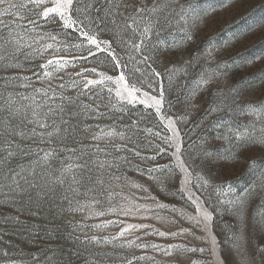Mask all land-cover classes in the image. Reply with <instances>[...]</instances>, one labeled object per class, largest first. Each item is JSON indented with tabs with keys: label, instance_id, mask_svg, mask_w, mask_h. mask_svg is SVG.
<instances>
[{
	"label": "rangeland",
	"instance_id": "374dc122",
	"mask_svg": "<svg viewBox=\"0 0 264 264\" xmlns=\"http://www.w3.org/2000/svg\"><path fill=\"white\" fill-rule=\"evenodd\" d=\"M10 2L19 5L25 0ZM119 2L124 15H116L113 24V17L105 18L106 0H94L91 27L100 41H110L120 63L127 65L123 69L106 52L87 60L74 59L87 56V51L74 47L80 43L79 33L65 28L59 17L57 22L45 21L38 15L41 9L19 7L4 14L7 5H0L4 22L0 38L7 39L11 33L18 41L7 46L12 53L8 59L15 66L0 62V98L13 94V108H19L20 116L11 119L12 130L24 133L23 139L9 137L19 147L14 148L16 155L8 167L16 172L22 169V175L40 185L32 188L21 181L20 188L9 190L6 170L0 173V264H213V247L222 264H264V112L249 111L251 106L264 105V83L247 86L254 74L264 70V59L224 69L237 57L264 52V24L246 30L249 23L264 16V0H223L228 4L223 8L222 0H210L217 11L206 25H200L192 41L177 43L183 33L174 28L160 34L163 44L153 35L147 54L159 77L137 63L142 57L128 44L139 37L126 26L125 16L130 18L133 9L123 5L140 0ZM176 11H180L179 4ZM144 23L133 24L136 32ZM206 38L217 49L211 56L206 54ZM88 47L95 51L94 46ZM132 56L135 59L130 60ZM61 58L71 63L61 70L47 66L48 60ZM91 68L113 78L123 70L129 84L140 88L137 99L132 103L121 99L116 95L118 86L111 82L92 86L81 95L85 78L99 79L96 73L83 71ZM202 76L212 80L197 87ZM73 81L79 82L77 87ZM233 87L240 89L238 96L229 94ZM17 93L29 100H21ZM143 93L157 99L163 93L159 112L139 102L145 99ZM61 94L72 102H62ZM54 95L48 105L63 103L68 124L61 125L58 135L33 136L34 125L21 123L26 114L31 118V109L24 106L34 96L43 103ZM82 104L96 111H88L85 118ZM54 119L60 123L59 116ZM85 125L92 126L91 131ZM93 132L101 138L92 140ZM237 132H247L251 142H237ZM89 145L93 147L82 153V146ZM45 152L54 153L50 167L42 162L37 165ZM245 157L255 158V172L247 170ZM86 160L88 169L64 167ZM33 169L35 177L30 175ZM242 194L243 204L239 203ZM198 207L207 210L209 221L203 220ZM125 229L124 236H118ZM92 236L99 243L92 242Z\"/></svg>",
	"mask_w": 264,
	"mask_h": 264
},
{
	"label": "snow or ice",
	"instance_id": "6c2138e0",
	"mask_svg": "<svg viewBox=\"0 0 264 264\" xmlns=\"http://www.w3.org/2000/svg\"><path fill=\"white\" fill-rule=\"evenodd\" d=\"M109 7L105 10V18L108 16L113 17V24L116 23L115 17L116 15H124L123 12H120L121 4L119 0H106ZM179 4L180 11H176V7ZM0 5H7L3 9L4 14H10L8 12V9L10 8H28L30 11L32 8L35 9H41V11L38 12V15L45 19V21L51 20L53 22H57L56 18L59 17V21L63 22V26L65 28L67 27H73L74 31H77L79 33L80 37V43L74 45V47L81 49L82 51H87V56L81 55L80 57H76L74 59H82L87 60L89 57L95 58L97 53L106 52L108 56L112 58L113 61L116 62V67L120 68H126L127 65H122L120 63L121 58L117 56L115 51L112 49L110 41H100L98 37L94 34L93 29L91 25L93 24V19L91 18V9L95 6L94 0L90 3H84L83 0H25L22 4H14L11 3L10 0H0ZM31 6V8H30ZM220 6L227 7L228 4L221 2ZM123 7L125 9L132 8V14L131 17L125 16V19L129 22L127 23L128 28H133L134 33L139 37V40L135 43L132 41H128V44L130 45L131 49L134 50L135 54L141 56L142 58L137 60V63H142L147 66L148 69L151 70V75H154L156 77H159L161 74L159 72H156L155 69L152 67V64L149 63L150 60H152V56L149 53V43L151 41V37L155 35L157 37V42L163 44L164 41L160 39V34L170 28H174L176 31H179L183 33V36L181 37V41L177 43H182L184 41H192L195 38L196 33H198L201 28L200 25H206L207 20L210 19L217 11V8L213 6V3L210 2V0H185V3H179V0H152L151 4H148L145 2V0H140L139 4H124ZM99 11V9H97ZM83 16L84 19H81L80 17ZM19 19H26V17L20 16ZM141 21H144V26L139 30V32H136V29L133 27V24L139 25ZM3 21H0V24H3ZM29 23H32L35 25V21L29 20ZM264 24V16L258 18V20H254L252 23H249L247 25L246 30H251L256 24ZM171 34V33H169ZM53 40L56 39L55 36L51 37ZM209 39V38H206ZM18 41L15 37L9 33V37L7 39L0 38V62L7 63L8 66H15L12 65L9 61V56L12 55V53H9L7 51V46L9 44H17ZM103 45V47H102ZM88 46H94L95 51H93V47ZM155 47V45H152ZM48 48H51L52 45H47ZM217 50L215 48V45L210 41L208 43V49L206 54L208 56H211L213 54V51ZM16 52H19L20 49L16 48ZM131 59H135V56L130 57ZM264 59V52H261L259 54H256L254 57L244 58V57H237L235 60H233L230 64H225L224 69L225 71L228 70V68H239L242 66L243 63L247 64H253L255 61ZM236 60H240V63H237ZM71 61L61 59H52L47 61V66L56 65V70H61L65 66H67ZM41 67H46L45 65H42ZM176 69H171L170 71H175ZM84 72L91 71L93 73H96L99 76V79H87L85 78L83 83V89L81 91V95L86 94L83 90L91 91L92 86L96 85H104L105 82H111L116 84L118 87L116 89V95L120 97L121 99H127L129 103H132L134 100L137 99L136 93L140 92V88L136 86V84H129L128 80H126L125 72L122 70L121 74L117 78H113L112 76L105 75L104 73L97 72L96 68L91 69H84ZM136 71L142 72L140 68H137ZM45 75H48L46 72ZM76 76H81L82 73H76ZM13 79V78H9ZM212 77H208L205 79L203 76L201 79L197 82V87H201L204 85H207L211 82ZM256 82L264 83V70H261L258 74H254L252 80L247 81L248 87H253ZM77 81H73V87L78 86ZM24 86V85H21ZM60 88H64V85L61 84ZM40 90H36V92H39ZM229 94L231 95H239L240 89L238 87L230 88ZM109 92H111V88H109ZM126 94V95H125ZM16 95L20 96L21 100H29L28 96H25L22 93H17ZM46 95V93H45ZM221 95H224L222 92ZM143 96L145 99L140 100L139 102L145 103L148 106L155 107L157 112H159V108L161 106L162 100H163V93H161V97L157 99L155 96H148L147 93H143ZM55 99V95L53 97H49L44 100L43 103H38L36 101L35 96L31 98V103L25 105V109H31V118L28 117L26 114L23 119L21 120V123H27V124H33L34 127L32 129V135H39L41 137L47 136L52 137L54 134L58 135L61 131V125H67L68 120L64 119V106L63 103H61L58 106H49L48 100ZM61 101H67L71 103V98L65 97L61 94L60 97ZM91 99V96L89 97ZM150 102V103H149ZM15 103L13 99V94L8 93L7 97L0 98V138H3L2 141H0V173H4L6 170V174L4 175V179L9 180L10 183L7 185L9 190H12L13 186L15 188H20L21 181L25 183H29L30 187L32 188H39L40 185L37 183L35 179H32L29 181V178L27 176L22 175L23 170L21 169L20 172H16L15 170L8 167L10 164L12 158L16 155V152L14 151V148L19 147L18 145H15L14 142L9 139V137L15 135L19 136L21 139L24 138L23 131H13L12 125H11V119L12 118H19L20 116V110L19 108H13V104ZM45 107H47V111H44ZM99 107V106H97ZM82 110L85 111V118L87 117L88 111H96V109H93L91 105L82 104ZM215 110V109H214ZM249 111L252 113L259 114L260 112H264V105L262 106H251L249 108ZM4 113H7V115H3ZM43 113V114H41ZM56 116L60 117V123H57L54 119ZM52 117L53 119L50 121L49 118ZM169 123L171 124V119L169 120ZM55 124V128L52 129V131H48L49 128H52V125ZM133 124H136V121H133ZM85 128L89 131H91L92 126L85 125ZM37 129H40L42 131H37ZM65 133L67 132V128L64 129ZM109 136L115 135L113 132L108 133ZM120 138L124 139V134L120 133ZM236 141L237 142H251V138L248 136L247 132H237L235 133ZM101 137L93 132L91 139L92 140H99ZM264 143V141H261ZM92 145L87 146V148H84L82 146L81 151L82 153L86 152L88 148H92ZM102 150V149H101ZM119 147L117 146V151H119ZM179 150V149H178ZM65 151L75 153L76 149H65ZM175 155V154H174ZM54 153L53 152H45L43 157H39L37 160V165L39 166L41 162L45 166H51L49 164V161L54 159ZM246 162V168L247 170H251L255 172L256 166H255V158H244ZM177 161L179 162V166L181 167V170L188 174L187 168L184 166V162L180 161L179 156H177ZM89 161H85L84 163L77 164V165H64L65 169H70L72 167L80 168V169H88ZM99 167L103 169L105 167V163L101 162ZM108 167H111V165H108ZM32 177L36 176L35 169L30 173ZM203 179V178H201ZM239 179V177H237ZM74 183H79L73 177ZM58 182L62 185L63 180H60L58 178ZM102 183V181H101ZM203 183L206 185L208 183L207 180H203ZM0 187H3L0 185ZM23 191V189H21ZM74 191H76L74 189ZM40 195L41 193H37ZM245 194H242L239 198V203L243 204V197ZM99 201H94V203H98ZM71 203V201H69ZM162 207V205H161ZM197 211L200 215H202L203 220L209 221L211 219L210 214L207 212V210L197 208ZM98 215H103V213H97ZM199 223V221H198ZM206 226V225H205ZM96 227H100V225H96ZM125 230H122L118 236L122 237L125 234ZM159 235L164 236L165 233L160 232ZM173 236L178 235L177 233H172ZM113 239H116V237H113ZM88 241L87 235L85 236V242ZM92 242L99 243L96 236L91 237ZM111 241L105 240V243H110ZM153 247H157L153 245ZM171 247V246H169ZM200 251H204L201 249ZM211 255L213 256V264H222V261H220L219 256L216 252L215 247H213L211 250ZM166 255H170V253H166Z\"/></svg>",
	"mask_w": 264,
	"mask_h": 264
}]
</instances>
